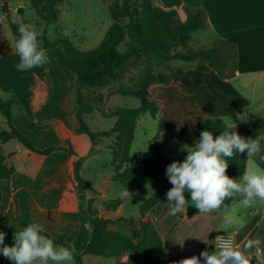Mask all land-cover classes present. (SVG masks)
I'll list each match as a JSON object with an SVG mask.
<instances>
[{"label": "crops", "instance_id": "crops-1", "mask_svg": "<svg viewBox=\"0 0 264 264\" xmlns=\"http://www.w3.org/2000/svg\"><path fill=\"white\" fill-rule=\"evenodd\" d=\"M31 1L0 0V97L12 102L13 126L36 150L16 139L0 144L7 166L14 169L9 179L10 201L4 209V181L0 179V218H7L13 229L40 223L44 233L65 236L67 247L74 253V264H77L76 255H81L82 264L92 259L102 262L106 257L83 254L91 233L92 211L107 220H118L138 211L125 209V200L116 208L106 209V201L118 199L113 185L116 167L111 159H101L106 152L112 154L107 143L103 145L102 139L92 142L79 132L77 76L60 65L48 50L49 63L40 67L43 77L33 69L16 70L19 57L14 49L19 37L13 34L7 20L9 14L4 13L2 6L5 4L8 11L18 12ZM155 4L160 9L176 11L182 22L192 11L204 10L207 26L193 34L189 46L200 49L221 43L222 59L230 71L224 77L202 61L184 62L185 65L171 72L170 79L178 97L153 98L151 90L155 84L151 86V98L160 106L157 117L163 109L169 113L165 116L173 127L172 137L183 142L185 132L194 130L200 118L232 116L238 122L237 114L264 117V0H155ZM88 117H84L85 122ZM0 128L9 130L2 115ZM261 139V151L248 158L247 168L264 169V160L260 159L264 156V134ZM47 150L52 151L40 153ZM77 161L82 162L80 175L88 185L81 191L74 171ZM92 172L96 173L97 181L87 176ZM237 202L225 212L197 214L190 219L186 212L172 215L167 199L159 202L151 215L163 245L155 254L154 262L178 264L182 259L199 257L202 251H211L217 235L230 234L234 247L241 250L248 240L259 239L260 244L247 254L252 258L251 264L255 256L264 264V202L257 201L247 209L239 208ZM189 206H192L190 200L186 210ZM229 215L232 224L224 231ZM13 244L12 239L10 245ZM113 259L117 264L126 261L127 256ZM0 264H6L2 254ZM201 264H204L203 258Z\"/></svg>", "mask_w": 264, "mask_h": 264}, {"label": "trees", "instance_id": "trees-1", "mask_svg": "<svg viewBox=\"0 0 264 264\" xmlns=\"http://www.w3.org/2000/svg\"><path fill=\"white\" fill-rule=\"evenodd\" d=\"M65 0H32L31 8L46 26L57 22L60 11L58 5ZM4 13H8L7 5L2 6ZM22 8L18 9L21 14ZM109 12L114 23L110 26L99 46L89 52L79 51L67 38H57L49 41L46 29L39 37L42 47L51 52L60 65L73 72L79 82L78 103L76 115L80 123L79 132L86 134L92 142L102 138L117 137L122 141V152L112 149L116 171L114 182L125 185L132 193L147 185H158L154 194L142 205V211L154 209L156 205L167 199L166 193L172 187L167 176V166L174 161H183L185 158H168L163 154V146L155 140L151 145L150 156L142 160L139 166L130 168L129 150L134 142V133L138 119L142 115L150 114L156 118L159 113V104L150 95V88L154 84H165L169 81V75L162 68L169 66L173 61L180 60L185 63L202 61L224 77L229 76L225 62L222 59L223 45L217 44L210 48L192 49L189 43L193 34L207 26L206 13L202 9L191 12L190 17L182 22L176 11H166L156 6L155 0H115L109 5ZM8 22L9 19L7 18ZM11 23L13 34L19 37L18 27ZM125 44V51H120V46ZM141 62L142 69L135 80L133 87H123L117 94L138 98L141 105L138 108H118L113 111H103L104 117L116 119L115 125L109 131H92L84 120V114L91 113L94 109L84 103V92L94 89L105 88L116 81L119 72L127 66ZM34 72L43 77L40 67L33 68ZM12 102L4 101L0 97V115L5 119L9 130L0 128V144L11 139H16L25 147L36 151L13 126L11 114ZM247 119L237 122L235 131L245 139H257L262 142L264 134V117L255 118L246 115ZM209 130L213 136H218L224 130L220 118H200L194 124V132L197 139L200 133ZM52 150L40 152L49 153ZM70 153H72L70 151ZM247 153H235L228 160L227 175L239 180L242 177L248 162ZM82 162L77 161L74 165L75 178L78 189L81 191L88 188L87 183L80 175ZM14 169L6 164V157L0 149V179L4 181L2 209L6 208L10 201L9 179ZM186 199L190 200V193L185 192ZM239 197L225 200L227 211ZM124 200L116 199L108 201L109 208L118 207ZM90 237L83 247L84 255H93L106 258L120 259L124 255H130L127 262L119 261L117 264H156L155 254L162 248L163 241L152 221L133 218H120L110 221L98 217L96 211H92ZM198 209L189 206L186 210L188 219L194 217ZM111 224L118 225L114 229ZM18 229L8 225L7 218H0V232H4L5 244L11 246L13 234ZM128 230L130 234L123 233ZM55 244L67 247L65 236H51ZM6 264L12 262L4 257ZM76 263L82 264L81 255H76ZM252 264H262L258 257H254Z\"/></svg>", "mask_w": 264, "mask_h": 264}, {"label": "clouds", "instance_id": "clouds-1", "mask_svg": "<svg viewBox=\"0 0 264 264\" xmlns=\"http://www.w3.org/2000/svg\"><path fill=\"white\" fill-rule=\"evenodd\" d=\"M19 39L15 43V53L19 57L16 70L27 72L49 63V56L38 39V32L31 25L21 24L18 27ZM237 120L247 119L246 113L237 114ZM220 121L223 131L213 136L209 130L200 133L194 146L182 145L186 151L185 159L174 161L167 166L166 176L172 187L166 193L172 215L186 212L189 200L185 192L190 193L192 206L204 215L225 208V200L239 197V208H250L257 201L264 202V169L246 168L239 180L227 175L228 160L235 153H247V157L260 153V142L257 139H245L235 129L237 122L232 116H222ZM264 160V156L260 157ZM121 200H131L133 193L122 187L117 193ZM232 224L227 216L222 230ZM45 228L40 223H30L13 234L14 244H5L4 232H0V254L12 264H73L74 253L68 247L56 245L44 234ZM215 251H202L200 256L182 259L178 264H251L247 251L260 244L259 239L248 240L243 250L233 246L231 240L216 237Z\"/></svg>", "mask_w": 264, "mask_h": 264}, {"label": "rangeland", "instance_id": "rangeland-1", "mask_svg": "<svg viewBox=\"0 0 264 264\" xmlns=\"http://www.w3.org/2000/svg\"><path fill=\"white\" fill-rule=\"evenodd\" d=\"M114 1L115 0H65L58 5V10L60 11L58 21L53 22L48 26H46L36 15L34 10L31 8L30 2L21 7L23 9L21 14L14 10L8 11L7 14H9V16L7 18L11 23L18 25H31L32 28L38 32V39L46 29L49 41L52 42L60 37L67 38L79 51L89 52L99 46L110 26L114 23V20L109 12V5ZM15 6L16 4L13 3L14 8ZM192 45L195 48V42H192ZM119 49L121 52H124L126 49L125 44H122ZM183 65H185L184 62L177 60L171 62L169 66L162 68L163 72L168 73L170 81L165 84H155L151 90L153 98L178 97V94L175 95L176 91H174L175 89L172 86V79L170 78L172 77V70L176 71ZM142 66L143 64L141 62L129 65L123 71L119 72L118 79L113 81L109 86L84 92V103L94 109L91 113L84 114V117L89 115L86 122L91 129L109 131L113 128L116 119L112 117H104L102 114L103 111H113L118 108L134 109L141 105L138 98L123 96L117 94V92H119L123 87L134 86L135 80L139 75ZM200 93H202V90H200ZM161 112L162 115L155 119L152 118L150 114L142 115L138 119L134 133V142L129 150L128 166L130 168L139 166L142 160L150 156L151 145L155 140L159 145L163 146V154L168 158H185L187 152L181 151V146H194L195 142L198 140L195 136L194 130H187L185 132L186 139L183 142L175 140L171 135L173 127L168 118L165 116L168 111L166 112V110L163 109ZM262 112V114H264V110ZM181 129L183 128L181 127ZM102 143L103 145L104 143H107L111 152L112 149H118L122 152V141L115 136L102 138ZM101 159H111V162L114 161L113 154L110 152H106ZM87 176L92 178V180H98L95 172L90 173V176L88 173ZM113 185H115L114 191L116 192H119L122 187H125V185L116 182H113ZM158 188V185H147L140 191L134 192L131 200H125V209L132 211L135 210L138 211V213L136 212L131 216L122 218H133L135 220L143 219L144 221L149 220L153 222V217L151 215L153 209L144 212L142 211V205ZM89 208H92L90 203ZM106 209L111 208L106 206ZM111 227L119 229L116 224H111ZM122 231L123 233L130 234L128 230ZM213 251H215L214 248H212L210 252ZM124 256H127V260L124 262L130 260V255ZM114 261L115 260L113 258L110 260L105 258L102 262H97V260L92 259V261L86 260L85 264H115ZM74 263L75 260H73V264Z\"/></svg>", "mask_w": 264, "mask_h": 264}, {"label": "built area", "instance_id": "built-area-1", "mask_svg": "<svg viewBox=\"0 0 264 264\" xmlns=\"http://www.w3.org/2000/svg\"><path fill=\"white\" fill-rule=\"evenodd\" d=\"M217 236H223V237H225V238L231 240V242H232V244H233V246H234V238H233L232 235H230V234H220V235H217ZM217 236H216V237H217ZM216 237L214 238V241H213V248H214V249H215V245L217 244Z\"/></svg>", "mask_w": 264, "mask_h": 264}]
</instances>
